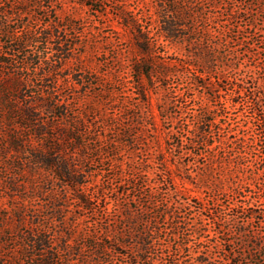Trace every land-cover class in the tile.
Here are the masks:
<instances>
[{"label": "trees", "instance_id": "1", "mask_svg": "<svg viewBox=\"0 0 264 264\" xmlns=\"http://www.w3.org/2000/svg\"><path fill=\"white\" fill-rule=\"evenodd\" d=\"M53 1L0 0V169L12 172L6 183L13 195L15 192L27 194V186L31 185L35 194L50 200L46 212L33 207L30 210L24 196L15 206L0 204V264H161L157 262L158 250L165 235L174 240L175 254L179 256L167 264H188V260H182V253L193 257V264H215L211 250L202 249L201 241L195 246L190 244L193 234L202 238L206 232L201 218L188 217L185 212L190 208L183 203L170 207L161 194L147 187L148 177L143 173L148 171V154L138 160L128 159L125 169L115 166L114 176L120 181L115 187L110 182L97 190L105 205L107 191L118 205L114 211L107 210L104 221H96L92 230L82 225L80 217L68 223L66 205L63 204L68 202L69 196L82 209L92 204L86 166L93 159L108 155L117 165L123 149L134 157L138 150L146 151L142 143L148 128L158 127L160 116L155 110L152 94L156 81L165 82L162 80L170 73L181 70L192 73L190 80L197 86L198 77L205 75L201 68L207 73L214 71L220 56L216 45L214 50L207 51L198 44L201 40L207 42L211 36L204 26L209 18L203 5L208 0H129L132 4L122 0L116 19L132 31L136 49L133 57L128 59L130 80L127 83L120 81L115 72L116 86L99 93V101L93 100L84 106L81 101L86 98L87 91L82 90L91 85L89 78L93 73L88 72L83 60L86 53L80 51L77 54L79 45L69 39L67 29L77 25L72 16L65 15L61 9L58 12L60 19L51 22ZM81 2L98 13L110 12L105 0ZM227 2L231 1L213 0L212 4L218 7ZM256 2L259 0H250V5ZM247 14V11L228 9L225 26L234 32L230 40H242L239 22ZM168 45L184 47L185 53L176 57L169 55ZM56 54L59 56L54 59ZM68 82L80 88L79 94L65 95L61 91ZM129 83L141 105H146L145 110L132 111L125 107L119 118L110 117L107 111L111 107L107 106L118 104L113 96L118 87H126ZM161 85L165 86L164 83ZM202 87L216 89L211 83L202 84ZM218 98L215 94L210 95V101L195 115L197 126L193 129L192 145L201 144L213 151L217 147L209 138L212 127L217 125L219 130L223 129V123L216 120V107L211 104ZM104 102L109 104L101 107ZM171 104L164 98L160 114L167 112V105ZM103 109L106 113L100 112ZM90 114L100 115L101 123L108 131L91 137ZM227 144L239 150L237 165L252 170L245 163L244 140L236 139ZM159 158L171 185H177L178 178L190 180L182 167L173 169L168 165L164 150L160 151ZM225 162L213 154L205 166H223ZM241 180L235 182V192H241ZM200 181L203 191H220L213 185L210 173L203 174ZM260 189L264 190V182L260 183ZM177 191L192 198L188 187ZM132 193L134 197L127 201ZM11 200L18 201L15 197ZM166 225L170 228L169 234ZM237 227L246 233L244 225ZM249 234L252 249H242L239 253L225 250L228 255L220 264H241L240 258L257 256L255 248L264 238ZM225 244L231 247L230 240ZM193 247L197 255L191 253ZM123 257H127L126 260H121Z\"/></svg>", "mask_w": 264, "mask_h": 264}, {"label": "rangeland", "instance_id": "2", "mask_svg": "<svg viewBox=\"0 0 264 264\" xmlns=\"http://www.w3.org/2000/svg\"><path fill=\"white\" fill-rule=\"evenodd\" d=\"M105 1L110 9L108 14L92 10L81 0H54L52 3L51 22L55 23L60 19L58 12L61 9H64L65 15H71L76 21L77 25L69 27L67 33L69 39L79 45L76 53L79 54L80 51L86 53L83 60L88 72L93 73L89 78L91 85H86L82 90V92L87 91L86 98L81 101L83 106L93 100L99 101V93L115 85V72L120 81L127 83L130 80L128 59L133 57L136 51L132 31L116 19L117 8L122 0ZM124 1L132 4V1ZM229 1L231 2L218 7L213 6V0L205 1L203 5L204 13L209 18L204 26L209 29L211 36L204 43L198 38L201 40L198 44L207 51L214 50L216 45V52L220 56L215 63L214 71L207 73L201 68L200 71H203L205 75L198 77L197 86L190 80L192 73L181 70L170 73L166 80H162L165 82L156 81L153 84V102L160 116L158 127L148 128L147 137L142 143V148L146 151L138 150L134 157L129 151L123 149L118 156L120 164L117 165L108 155L93 159L86 166L89 173L87 185L93 202L89 208L82 209L78 202L69 196L68 202H63L66 205L68 223L75 222L80 217L83 220L82 225L92 230L96 221L100 222L105 218L107 210L114 211L118 205L109 191L106 192L108 198L105 205L101 201V196L96 193L97 190L104 185L105 187L110 185V182L115 187V183L120 181L119 177L114 176L115 166L125 169L128 159L138 160L148 154V171L143 173L148 177L147 187L152 192L161 194L170 207L174 208L183 203L190 208L185 212L188 217H193L195 220L201 218L206 232L202 238L193 234L190 237V244L195 246L198 241H201L202 249L211 250L212 263L220 264L228 255L225 250L231 249L239 253L243 251L242 249L246 251L249 248L252 249L253 243L249 233L264 238V190L260 189V183L264 182V0L251 5L250 0ZM229 8L248 13L239 22L240 29L243 31L240 42L230 40L234 37V32L225 26L228 24L226 18ZM166 50L169 55L174 54L175 57L185 53L184 47L168 45ZM226 53L230 54L225 58ZM58 56L56 54L54 59ZM120 59L123 62H120ZM100 75L103 76L100 77ZM163 83L164 87L161 85ZM210 83L215 85L216 89L202 87V84ZM131 86L132 84L129 83L126 87H118L117 94L113 96L118 104L107 106V108L111 107L107 111L110 117L119 118L120 112L125 107L131 108L132 111L145 110L146 105H141ZM190 88L192 90L188 92ZM79 89L68 82L61 91L65 95H77ZM214 94L219 98L217 102H211V104L213 108L216 107V120L217 123L219 121L223 123V129L219 130L217 125L211 129L209 141L217 146L213 151L201 144L192 145V139L194 140L193 129L197 126L195 115L200 113L208 103L210 95ZM164 98L167 99V103L172 104L167 105V112L160 114L159 108L164 105ZM107 104L109 102H104L101 107ZM100 112L105 111L103 109ZM101 122L100 115L90 114L88 125L91 137L108 131V127ZM158 133L159 136L156 135ZM110 136L113 138V134ZM236 139L244 140L245 163L252 170L237 165L236 155L239 150L227 144ZM161 150L166 153L168 165L173 169L182 167L189 181L178 178L175 186L168 182L164 171L165 166L159 158ZM198 153L203 154L198 156ZM213 154L218 155L220 159H225L223 166L216 165L210 168L205 166L208 165L210 156ZM207 173L212 176L213 185L219 187V192L211 189L203 191L200 178ZM190 174L191 177L188 176ZM11 175L10 170L0 169V204L4 207L15 206L21 203V198L24 196L30 210L33 207L46 212L49 197L35 194L31 185L27 186V194L15 192L13 195L6 183ZM240 179H242L240 183L243 184V188L241 192H235L234 187ZM186 187L190 189L192 198L188 199L187 195L177 191L184 190ZM11 197H15L18 201H12ZM133 197L134 194H130L127 201ZM238 224L244 225L246 233L240 231ZM166 227L169 234L170 228L168 225ZM227 240L231 241V247L225 244ZM259 243L255 248L257 256L242 257L241 264H264V239ZM160 245L162 246L158 250L159 260L155 256L157 262L167 264L179 257H176L175 242L169 235L164 236ZM122 251L126 253L127 250ZM195 252L193 247L191 253L197 255ZM186 255L187 253H182V260H188L186 263L193 264L195 259ZM126 258L123 257L121 260Z\"/></svg>", "mask_w": 264, "mask_h": 264}]
</instances>
